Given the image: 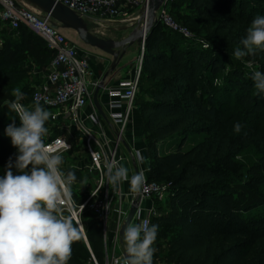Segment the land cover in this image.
<instances>
[{
  "label": "trees",
  "instance_id": "16d2710c",
  "mask_svg": "<svg viewBox=\"0 0 264 264\" xmlns=\"http://www.w3.org/2000/svg\"><path fill=\"white\" fill-rule=\"evenodd\" d=\"M165 7L186 37L158 21L145 41V54L138 81L135 106L144 124L149 159V183L167 188V208L152 199L157 225L153 264H264L255 259L237 237L264 238V93L252 79L255 73L236 59L256 16H264V0H167ZM0 176L7 171L17 149L6 136V127L20 120L6 105L12 91L32 73L47 71L54 54L25 28L16 31L0 23ZM208 45L205 47V45ZM244 59H258L264 73V49ZM219 81V83H216ZM22 92V91H21ZM32 90H23L33 109ZM14 119V120H13ZM239 123L241 131H234ZM45 127L48 143L65 135L76 149L73 136L50 119ZM207 135L188 150L189 136ZM175 141L174 150L160 152ZM252 148L262 157L256 166L237 170L241 150ZM31 167V166H30ZM78 184L86 180L74 166ZM13 172L17 170L13 168ZM235 172V173H234ZM18 174V173H17ZM82 181V182H81ZM81 205L86 199L74 192ZM112 194V191H111ZM85 240L73 243L68 264H106L103 223L88 209L82 215ZM150 226V227H151Z\"/></svg>",
  "mask_w": 264,
  "mask_h": 264
},
{
  "label": "clouds",
  "instance_id": "9594fccd",
  "mask_svg": "<svg viewBox=\"0 0 264 264\" xmlns=\"http://www.w3.org/2000/svg\"><path fill=\"white\" fill-rule=\"evenodd\" d=\"M241 44L242 49L234 50L236 59L264 49V16L258 15L252 20ZM252 79L258 94L264 93V73L257 71ZM12 96L15 99L6 107L19 118L20 126L13 122L5 129L17 153L14 162L9 158L7 171L0 176V264H68L73 243L84 232V225L75 217L74 205L69 208L66 203L77 177L74 171L65 174L59 150L44 142L48 132L45 124L52 114L38 102L33 109L27 108L21 103L24 94L19 88L12 91ZM241 127L236 123L234 131L239 133ZM134 156L137 161L144 159L140 151ZM105 168L110 185L119 186L128 181L131 192L142 191L145 184L142 172L129 179L128 169L115 160L106 161ZM157 230V225L148 227L143 221L130 223L125 228L124 264H153L152 244ZM114 264H119V259Z\"/></svg>",
  "mask_w": 264,
  "mask_h": 264
},
{
  "label": "built area",
  "instance_id": "2783aa9c",
  "mask_svg": "<svg viewBox=\"0 0 264 264\" xmlns=\"http://www.w3.org/2000/svg\"><path fill=\"white\" fill-rule=\"evenodd\" d=\"M62 4L84 20L101 22L105 20H116L122 25L139 27L138 20L141 11L148 4L149 0H55ZM27 4L18 0H0V23L8 26L10 30L16 31L23 27L27 31L41 39L46 47L53 52L54 58L49 67L48 86H35L32 95L34 105L38 102L52 116L50 121L57 123L62 116H71L72 123L84 134V143L89 154V171L96 174L98 181L95 187L89 192L86 200L78 205L71 191L74 183L70 187L69 201L66 202L69 208L74 205L76 219L82 223V215L88 209L94 216L103 223L105 234L109 224L113 197L112 187L107 179L105 162L115 160L119 165L116 155L118 149L124 144V136L133 123L135 113V102L138 93V81L142 66L139 65L135 76L132 79L122 82L118 87L107 88L105 90L107 100V116L111 122L115 136L113 145L110 146L105 132L94 133L84 126L79 113L93 99L95 89L99 82L91 81V66L94 55L87 53L51 25V18L39 11L31 10ZM157 19L171 29L180 32L186 37L193 35L185 28L179 27L170 16L165 5L157 12ZM141 27V26H140ZM139 27V28H140ZM2 42H0V48ZM145 49V41L142 43ZM109 63V67H110ZM92 88L94 90H92ZM93 127L101 128V120L97 114L89 116ZM59 141V143H56ZM59 150V154L69 152L72 144L63 135L57 139L46 143ZM137 160V159H136ZM141 163L142 161H137ZM145 184L140 193L131 195V205L135 200L139 201V207L134 219L140 223L147 222L151 226V217L156 215L153 208L148 210L147 215H141V206L144 201H152L154 197L163 200L167 196V188L156 183H149L145 176ZM153 202V201H152ZM107 205V208H106ZM67 214V213H66ZM119 223L117 236L120 235L122 224ZM143 235V233H142ZM88 244L85 231L82 235ZM119 259V264H124L125 256ZM113 260H107L106 264H114ZM165 264V263H160Z\"/></svg>",
  "mask_w": 264,
  "mask_h": 264
},
{
  "label": "crops",
  "instance_id": "0c3cea01",
  "mask_svg": "<svg viewBox=\"0 0 264 264\" xmlns=\"http://www.w3.org/2000/svg\"><path fill=\"white\" fill-rule=\"evenodd\" d=\"M73 33L74 35L77 36V34L74 31ZM74 35H72V37H74ZM67 39L71 41L72 43H74L75 45H77L75 41H72L68 37ZM108 60L109 59H107L106 57L100 54L94 55V59L92 60V66H91V69H92L91 70L92 72L91 81L92 82L93 81L99 82L101 84L103 76L109 70L108 65L109 63H111V60H109L110 62ZM121 61L118 64L115 73L110 75L106 79V84H105L104 89L112 88V87L116 88L122 82L132 79L135 76L136 74L135 65L134 64L130 65L127 62L121 63ZM48 74H49V68L47 71L38 70L37 73H35L37 78L34 81L35 85L33 87L35 86L47 87L48 86ZM44 76H46L45 82H41L40 77L43 78ZM104 89L99 94V101H100L101 106L103 107L104 116L100 114V112L94 105L93 99L91 102H89V104L83 110H81V112L79 113V116L84 126L91 129L94 133L98 134L99 131L103 130L108 140L110 141V146H112L114 136H115V130L107 116V105L106 104H107L108 98L106 97ZM92 90L94 89L92 88ZM92 114H97L99 116L101 120L100 129L93 127V124L90 122L89 116ZM71 121H72L71 116H62L60 118V121L57 123L60 126L66 128L67 131L72 134L73 142L76 143V146H81V148L83 149V152L87 156V159H86L87 161H85L84 164L74 165V168L82 171L86 180L82 182L81 184L74 183V186H73L74 192L81 195V198L86 199L89 192L93 189V187L96 186L98 178L96 174H93V172L89 171V154H88V151L84 143V134L80 132L78 128H76V126ZM71 151L65 152V153H70ZM136 151H140L144 157L141 163L137 162L134 156V153ZM116 158H117L119 165L124 166L128 169L129 179L134 174L139 173V172L144 173L147 178L149 177V163L150 162L148 159L147 150H146V146L144 142V124H143V120L138 110H136L134 113L133 123L130 129L126 132L124 136V144L118 149ZM111 191H112L113 199H115V197H119L120 199L118 198L119 204L117 205V207L111 208L109 224H108L107 231L105 234V250H106L107 260L121 258L126 254L123 238L120 235L117 236L116 232H117L119 223L123 221V219L126 217V215L129 212V209L131 207V200H132L131 195L133 194V192L130 191V184L128 181L122 182L119 186H113ZM152 208H153L152 201H144L141 206V215L142 216L147 215L148 210H151ZM139 223L140 221H138L137 219H134L132 222V224H139ZM141 238H143L142 234H141ZM86 245L89 248V244H86Z\"/></svg>",
  "mask_w": 264,
  "mask_h": 264
},
{
  "label": "rangeland",
  "instance_id": "374dc122",
  "mask_svg": "<svg viewBox=\"0 0 264 264\" xmlns=\"http://www.w3.org/2000/svg\"><path fill=\"white\" fill-rule=\"evenodd\" d=\"M26 6L28 8H30L31 10H34V11L36 10V9H34L28 5H26ZM86 23H87L88 29L91 33H93L99 37L107 38V39H113L115 41H121V40L125 39L134 29V27L128 26V29L123 31L122 28L125 25H122L121 23H119L116 20H111V21L105 20V21H101V22H95V21L87 19ZM182 28H184V27H182ZM185 29L191 33V31L187 27H185ZM60 32L63 33L64 35H66L72 41H75V43L78 45V47H80L81 49H83L87 53H90V54L92 53L93 55L100 54V55L106 57L107 59L111 60V62H112L111 56H108V55H106V54H104V53H102V52H100L94 48L89 47V46H86L85 44H83L79 40V38L76 35H74L73 31H71V30H60ZM70 34L74 35V37H72V35H70ZM0 38H2V37L0 36ZM0 42H1V39H0ZM236 48H240V46L239 47L235 46L233 50H235ZM144 54H145V49L144 50L142 49V45L135 44V45L129 46L127 48V52L124 55L121 63L127 62L130 65L134 64L135 70L137 71L139 68V65L142 66ZM257 60L258 59L247 60V59H244V57H243L244 67L249 69V70H252L254 72L259 71L258 68H259L260 64L259 63L256 64ZM37 71L38 70L36 68H33L32 73L27 75V77L23 81H21L20 84H18V86H16V88H19L20 91H22V92H23V90L31 91L32 87L35 85L34 81L37 78L35 73H37ZM45 79H46V76H44L43 78L40 77L41 82H45ZM22 101H26V102L28 101L27 106H29V108L33 107V105H31V99L30 98L27 99V97L25 95L23 96ZM136 110H137V108L135 106V111ZM48 134H51V131L48 130L46 136ZM206 136L207 135H205V134L202 136H189L186 144L183 147V149L188 150L190 147L195 145L196 142L201 141L204 138H206ZM169 144H171V145H169V147H161L159 149L160 152L166 153V152H170V151L174 150V148L176 147V142L171 141ZM78 150L79 151H75L71 157L68 156L69 153L61 154L63 157V164L61 165V168L65 169L67 167H71L74 165H78V164L81 165V164H84L85 161H87L86 160L87 156L83 152V149L81 148ZM261 157H262V155H260L258 152H256L252 148L241 150V154L237 158V165H238L237 170H240L243 167L256 166ZM118 198L119 197H115V199H113V203H112L111 208L117 207V205L119 204ZM167 201L168 200H166L164 198L163 201H160V203H161L160 205L163 206V208H167ZM234 242L240 243V244H242V246L245 249L250 250L251 256H253L255 259L259 258L260 256L264 257V238L261 240H254V239L249 238V237H237L234 240Z\"/></svg>",
  "mask_w": 264,
  "mask_h": 264
},
{
  "label": "water",
  "instance_id": "95a60500",
  "mask_svg": "<svg viewBox=\"0 0 264 264\" xmlns=\"http://www.w3.org/2000/svg\"><path fill=\"white\" fill-rule=\"evenodd\" d=\"M18 1L24 2L27 5L35 8L37 11L49 16L51 18V25L54 29L74 31L83 44L108 56H111L112 62L110 64L109 70L105 73L101 84L95 89L93 94V103L103 116L104 112L99 101V94L105 88L106 79L115 73L118 64L123 59L129 46L135 44L142 45V43L146 41L150 30L158 22L157 12L167 2V0H149L148 4L145 5L141 11V16L138 21V26L141 27H135L125 39L121 41H115L113 39L102 38L91 33L88 29L86 20H84L68 7L57 3L55 0ZM127 29V26L122 28L123 31ZM138 207L139 201L135 200L132 203L128 214L124 218V223L121 226L120 236L122 238L125 228L133 222ZM124 256H126V254Z\"/></svg>",
  "mask_w": 264,
  "mask_h": 264
},
{
  "label": "bare ground",
  "instance_id": "6f19581e",
  "mask_svg": "<svg viewBox=\"0 0 264 264\" xmlns=\"http://www.w3.org/2000/svg\"><path fill=\"white\" fill-rule=\"evenodd\" d=\"M29 6V5H28ZM31 7V6H30ZM33 8V7H32ZM35 9V8H34Z\"/></svg>",
  "mask_w": 264,
  "mask_h": 264
}]
</instances>
